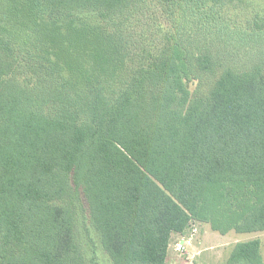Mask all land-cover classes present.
I'll use <instances>...</instances> for the list:
<instances>
[{"label":"trees","instance_id":"trees-1","mask_svg":"<svg viewBox=\"0 0 264 264\" xmlns=\"http://www.w3.org/2000/svg\"><path fill=\"white\" fill-rule=\"evenodd\" d=\"M83 215L111 264L264 232V0H0V264H82Z\"/></svg>","mask_w":264,"mask_h":264},{"label":"rangeland","instance_id":"rangeland-1","mask_svg":"<svg viewBox=\"0 0 264 264\" xmlns=\"http://www.w3.org/2000/svg\"><path fill=\"white\" fill-rule=\"evenodd\" d=\"M98 17L99 14L95 13L87 15L92 22ZM195 85V82L190 83L191 92ZM183 239L188 240L189 244L177 247L179 237H171L167 264H228L234 245L253 239L260 241V255L264 262V232L246 234L229 232L221 235L212 231L208 225L195 223L187 230ZM77 242L82 264H111L100 244L99 235L87 215L81 216L77 223Z\"/></svg>","mask_w":264,"mask_h":264},{"label":"crops","instance_id":"crops-1","mask_svg":"<svg viewBox=\"0 0 264 264\" xmlns=\"http://www.w3.org/2000/svg\"><path fill=\"white\" fill-rule=\"evenodd\" d=\"M172 236H178L179 237V240H178V244L181 246V245H184V246H187L189 244V241L188 240H184L183 239V236L184 235H178V234H173ZM171 236V237H172ZM170 248V246H169ZM169 248H168V251H169ZM168 253V252H167Z\"/></svg>","mask_w":264,"mask_h":264},{"label":"built area","instance_id":"built-area-1","mask_svg":"<svg viewBox=\"0 0 264 264\" xmlns=\"http://www.w3.org/2000/svg\"><path fill=\"white\" fill-rule=\"evenodd\" d=\"M194 231V230H193ZM180 246L179 244L177 245V247Z\"/></svg>","mask_w":264,"mask_h":264}]
</instances>
